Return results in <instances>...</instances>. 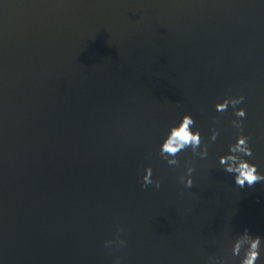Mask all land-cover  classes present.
<instances>
[{
  "label": "water",
  "instance_id": "1",
  "mask_svg": "<svg viewBox=\"0 0 264 264\" xmlns=\"http://www.w3.org/2000/svg\"><path fill=\"white\" fill-rule=\"evenodd\" d=\"M238 95L245 117L216 110ZM184 114L208 156L170 166ZM234 119L264 173V0H0V264H239L245 228L264 264V182L219 163Z\"/></svg>",
  "mask_w": 264,
  "mask_h": 264
},
{
  "label": "clouds",
  "instance_id": "2",
  "mask_svg": "<svg viewBox=\"0 0 264 264\" xmlns=\"http://www.w3.org/2000/svg\"><path fill=\"white\" fill-rule=\"evenodd\" d=\"M245 97L243 95L227 96L222 102H218L215 108L219 112L227 111L229 105L232 106L235 116L243 118L246 116L245 109L237 107V105L243 103ZM179 104V102H177ZM214 123H218L217 118H213ZM232 125L239 130V134L236 141L229 145V152L226 155L219 156V163L223 166L227 173L234 174L235 184L240 188H244L245 185L253 187L257 183L264 182V173L257 170L255 163H250L245 157L252 156V148L249 146V137L243 134V122L242 119H234L231 121ZM195 121L190 114H184L182 120L171 126L170 131L164 141L162 142L159 150V154L163 160L170 166L178 167L180 160L178 154L191 148L192 153L195 156H199L201 159H206L208 156V145L203 141L199 130H192ZM219 135V129L213 128L210 136L211 141H215ZM186 173L179 177L181 183L185 187L191 188L193 186L192 173L196 171L195 167L191 164V161H185ZM154 185L156 189L161 186L159 179L153 180L152 168L147 166L144 170L141 186L148 187ZM124 232L123 226H118L116 230L115 239L105 241V247L111 248L115 246L116 249H120L127 246V241L122 238L121 233ZM261 237L259 235L253 236L250 231L245 228L243 232L234 240L231 248L232 257H241L243 250V256L239 259V264H256L260 259L261 249ZM247 246V247H245ZM114 264H120V257H116ZM207 264H228V257L212 256L209 257Z\"/></svg>",
  "mask_w": 264,
  "mask_h": 264
}]
</instances>
